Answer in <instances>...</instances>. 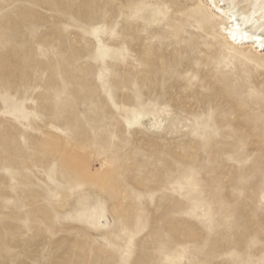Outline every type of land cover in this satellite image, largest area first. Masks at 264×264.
I'll return each mask as SVG.
<instances>
[{
  "label": "rangeland",
  "instance_id": "374dc122",
  "mask_svg": "<svg viewBox=\"0 0 264 264\" xmlns=\"http://www.w3.org/2000/svg\"><path fill=\"white\" fill-rule=\"evenodd\" d=\"M218 1L264 38V0ZM221 27L0 0V264H264V51Z\"/></svg>",
  "mask_w": 264,
  "mask_h": 264
},
{
  "label": "bare ground",
  "instance_id": "6f19581e",
  "mask_svg": "<svg viewBox=\"0 0 264 264\" xmlns=\"http://www.w3.org/2000/svg\"><path fill=\"white\" fill-rule=\"evenodd\" d=\"M211 5L217 10V15L222 20V32L227 42L237 49L239 45L247 46L256 52L264 51V38L258 34L249 33L248 30H244L239 26V23H235L233 15L229 13L225 7L219 5L218 0H209ZM238 52V51H237ZM244 54V53H241Z\"/></svg>",
  "mask_w": 264,
  "mask_h": 264
}]
</instances>
